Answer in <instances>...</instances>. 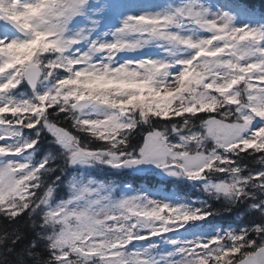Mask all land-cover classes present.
Segmentation results:
<instances>
[{
    "label": "snow or ice",
    "instance_id": "obj_1",
    "mask_svg": "<svg viewBox=\"0 0 264 264\" xmlns=\"http://www.w3.org/2000/svg\"><path fill=\"white\" fill-rule=\"evenodd\" d=\"M0 264H264V11L0 0Z\"/></svg>",
    "mask_w": 264,
    "mask_h": 264
},
{
    "label": "trees",
    "instance_id": "obj_2",
    "mask_svg": "<svg viewBox=\"0 0 264 264\" xmlns=\"http://www.w3.org/2000/svg\"><path fill=\"white\" fill-rule=\"evenodd\" d=\"M243 3L247 4L249 7L255 8L259 11H264V0H242ZM137 139H139V137H137ZM116 178V177H113ZM119 179L124 180L125 182H132V183H136V181H132L129 177L127 176H120ZM140 183H143L142 181ZM170 188H172V190H175V185H169ZM183 191H185L188 195H192V196H197L199 195V192L194 191L192 189H183ZM219 206V205H217ZM211 219V223L213 225H217V226H228L229 224L235 225L236 223H240L241 222V218L237 215H232V216H217L215 218H210ZM244 223H248L250 222V218H245Z\"/></svg>",
    "mask_w": 264,
    "mask_h": 264
}]
</instances>
